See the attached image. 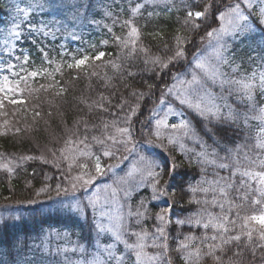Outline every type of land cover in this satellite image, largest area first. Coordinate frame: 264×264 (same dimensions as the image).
I'll list each match as a JSON object with an SVG mask.
<instances>
[{
	"label": "snow or ice",
	"instance_id": "obj_1",
	"mask_svg": "<svg viewBox=\"0 0 264 264\" xmlns=\"http://www.w3.org/2000/svg\"><path fill=\"white\" fill-rule=\"evenodd\" d=\"M0 4V136L29 113L51 127L25 97L66 106L106 55L93 30L117 49L71 126L58 109L47 144L0 152L6 182L28 177L0 213V264H264V0Z\"/></svg>",
	"mask_w": 264,
	"mask_h": 264
},
{
	"label": "trees",
	"instance_id": "obj_2",
	"mask_svg": "<svg viewBox=\"0 0 264 264\" xmlns=\"http://www.w3.org/2000/svg\"><path fill=\"white\" fill-rule=\"evenodd\" d=\"M4 5L0 4V21H3L7 19L6 13L3 10ZM139 23L143 24L144 21L141 20ZM153 24L157 23L156 21L152 22ZM160 27L163 29L165 35L167 36L168 34L171 33L172 31V26L171 22L166 21L164 24L160 25ZM152 27L150 26L148 28V31H151ZM107 37L104 36L103 34H100L96 32L95 30L92 31L91 36H86L85 40H91L92 43H95L97 45V48L99 51H103L106 53L104 57L101 58V60L98 61H92L89 66L86 68L84 72L81 73L80 78L78 80H72L71 81V89L69 92L66 94V100H67V105H62L60 100L57 99L54 101V106L49 105V103H46L45 105H42L40 102V98L42 94H50V97L53 99L52 93H46L43 90H40L36 93V95L39 96V101L35 99V102L30 105V107L34 104L40 103V108L39 110L41 111L42 115H44V119H48L46 113L51 111L53 113L52 116V121L53 123L51 124V127L46 129V126L44 124V120H39L35 124L33 122H30L31 119V113L27 114V117L24 119H21L20 117H10V119L19 120L18 126L23 130L27 129V131H22L18 135H13V132L9 130V133L7 136H0V152H27L29 149L35 150L36 145H44L48 143V138L52 135H54L53 130L57 128V123L60 119L58 116V109L61 111H65L64 119H66L69 122V126H71V122L73 118L77 115V112L74 111L75 105L73 104V99L78 98L81 96V94L84 95H92L91 90H95L99 86V80L97 77L91 76V73L93 71L99 72L101 75H103L105 72L108 73L110 76L111 70L105 68L106 62L113 56L114 53L117 52V49L111 44V42L107 45L104 46L100 43L102 39H106ZM69 49L75 51L77 48V44L75 42L69 43L68 44ZM82 49H86V45H79ZM90 51H96V49H86V52ZM94 65V67H93ZM75 73H72L71 75H74ZM57 80H60V77H56ZM70 75L65 74L64 80H69ZM50 81L44 80V79H37L33 83V88L39 89V85L41 83H49ZM27 100L29 101L31 98L26 97ZM51 99V100H52ZM25 121L23 124L22 122ZM30 122V123H27ZM49 147L51 145L49 144ZM32 167H36V171H40V167H37L36 165H32ZM32 167H29L28 171H32ZM43 167L44 171L46 173H51L52 169L50 166H41ZM28 179L27 176L21 175L11 181L9 184L6 182L3 178V173H0V213H4V205L5 204H12V200L14 199H19V198H25L27 196V192L24 191V183ZM36 186H39L40 183L42 182V177H37L34 181H32ZM12 188L14 189V193L10 192L9 189ZM11 196L12 199L5 200L4 197ZM6 214V213H5Z\"/></svg>",
	"mask_w": 264,
	"mask_h": 264
},
{
	"label": "rangeland",
	"instance_id": "obj_3",
	"mask_svg": "<svg viewBox=\"0 0 264 264\" xmlns=\"http://www.w3.org/2000/svg\"><path fill=\"white\" fill-rule=\"evenodd\" d=\"M7 18V17H6ZM6 20V19H5ZM94 51H90V52H86V54L87 55H89V56H94ZM92 61H97V60H92ZM92 61H90V63L92 62ZM26 98V97H25ZM27 99V98H26ZM52 99V97H50V94H48V95H46L45 93L44 94H42V96H41V98H40V102L42 103V105H45L46 103H48V101L49 100H51ZM35 102V99H30L29 101H28V105H29V107H30V105L32 104V103H34ZM25 121H23L22 122V124L24 123ZM30 122H32V120L30 121ZM30 122H27V123H30ZM38 122V121H37ZM36 125V124H35Z\"/></svg>",
	"mask_w": 264,
	"mask_h": 264
}]
</instances>
